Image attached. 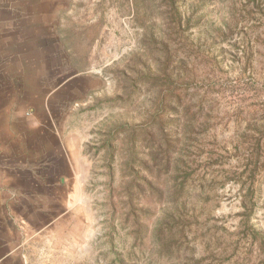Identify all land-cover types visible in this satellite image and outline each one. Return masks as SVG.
I'll return each instance as SVG.
<instances>
[{"label":"rangeland","instance_id":"374dc122","mask_svg":"<svg viewBox=\"0 0 264 264\" xmlns=\"http://www.w3.org/2000/svg\"><path fill=\"white\" fill-rule=\"evenodd\" d=\"M160 2L0 0V264H264V0Z\"/></svg>","mask_w":264,"mask_h":264},{"label":"trees","instance_id":"16d2710c","mask_svg":"<svg viewBox=\"0 0 264 264\" xmlns=\"http://www.w3.org/2000/svg\"><path fill=\"white\" fill-rule=\"evenodd\" d=\"M186 2V0H161L160 4H165V10L171 12V22L176 25V28H181L182 26V13H181V6L182 4ZM233 15V14H231ZM227 27V25L225 26ZM164 32L166 30H163ZM144 40L146 41V34L143 36ZM147 44H145L146 46ZM160 46L162 47L163 53L168 55L169 53V46L166 44V42L160 43ZM165 72V71H164ZM141 80H143V85H153L154 81L160 80V77L158 75L150 74L149 70H146L144 72V75L141 76ZM161 79H164L168 85L172 84L171 81H169L168 76H161ZM172 139V138H171ZM164 146L166 149H168L170 152L174 151L176 145L178 144V139L174 138L172 139V145L170 141H167V139L164 137ZM111 142V140L109 141ZM138 184L133 183L130 184V189L128 190V194L124 201V208L126 213V218L133 220L135 228H136V234H140V236H146L148 230V227L141 226L139 222L138 214H146V210H143L138 207L137 200L139 196L142 193L143 186L148 187L150 190L153 191L152 186L149 182H146L145 179L142 178ZM142 184V185H141ZM138 193V194H137ZM172 228L170 227L168 229L169 234L172 232ZM165 230L158 224L154 227L153 231H151V235L153 237L155 246L159 249L160 258L164 259L166 263H174L176 262L178 258V252L179 249L175 248L174 240L171 237H164ZM141 239V238H140Z\"/></svg>","mask_w":264,"mask_h":264},{"label":"built area","instance_id":"2783aa9c","mask_svg":"<svg viewBox=\"0 0 264 264\" xmlns=\"http://www.w3.org/2000/svg\"><path fill=\"white\" fill-rule=\"evenodd\" d=\"M27 115H29V113H27Z\"/></svg>","mask_w":264,"mask_h":264},{"label":"crops","instance_id":"0c3cea01","mask_svg":"<svg viewBox=\"0 0 264 264\" xmlns=\"http://www.w3.org/2000/svg\"><path fill=\"white\" fill-rule=\"evenodd\" d=\"M34 129H37V128H34Z\"/></svg>","mask_w":264,"mask_h":264}]
</instances>
